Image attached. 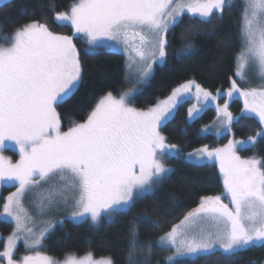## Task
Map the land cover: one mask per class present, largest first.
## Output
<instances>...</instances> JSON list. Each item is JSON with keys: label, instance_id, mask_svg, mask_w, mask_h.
Listing matches in <instances>:
<instances>
[{"label": "snow or ice", "instance_id": "snow-or-ice-1", "mask_svg": "<svg viewBox=\"0 0 264 264\" xmlns=\"http://www.w3.org/2000/svg\"><path fill=\"white\" fill-rule=\"evenodd\" d=\"M231 0H79L70 14L59 12L55 20L70 22L75 34L88 39L87 51L113 42L123 45L127 54L126 73L138 76L135 84L117 98L104 95L82 123L61 130L57 106L75 91L81 79V65L73 37L49 31L43 23L32 22L5 36L0 26V149L12 142L19 149L20 160L5 166L0 156V182H16L17 190L4 204V213L16 224L17 232H27L25 244L39 249L44 234L26 228L32 218L22 200L40 182L58 177L40 198L41 213L60 205L72 209L70 219L111 221L118 212L130 210L135 200L163 182L172 171L165 166L168 157H178L176 145L166 143L158 129L174 116V109L189 99L193 85L202 107L189 109L190 120L197 118L209 100L207 90L195 81L174 89L169 97L147 110L130 106L140 92V85L151 75L153 63L167 56V33L180 22L185 11L197 15L201 23H210L213 10L221 16ZM242 51L237 56L236 77L247 79L246 71L254 65L264 85V0H245L243 10ZM125 79H128L126 75ZM238 92L244 100L245 114H254L264 125V86L242 90L236 80L226 95ZM221 124L231 130L232 114L228 103L217 107ZM202 131H207L202 130ZM219 135V132H217ZM264 132H257L247 142H229L222 149L207 146L189 154V158L215 159L223 176L224 193L202 197L196 208L187 213L156 242V248L171 251L168 264L176 257L209 258L217 251L231 259L249 248L264 246V167L255 158L241 160L236 144H254ZM229 203H224V198ZM144 217H137L143 219ZM51 227V225H49ZM129 264H149L151 243H140L135 225L129 229ZM10 244L3 253L7 264H14ZM147 254L134 260L137 249ZM19 264H114L111 257L94 260L91 253L77 259L69 255L63 262L42 254L25 255Z\"/></svg>", "mask_w": 264, "mask_h": 264}, {"label": "trees", "instance_id": "trees-1", "mask_svg": "<svg viewBox=\"0 0 264 264\" xmlns=\"http://www.w3.org/2000/svg\"><path fill=\"white\" fill-rule=\"evenodd\" d=\"M78 1L9 0L0 5L3 35L38 22L45 24L54 34L73 37L81 65V79L73 94L57 106L62 129L84 122L99 99L108 92L118 96L128 87L125 58L121 53L103 47L89 53L84 40L73 36L70 26L55 20L56 13H67ZM243 10V1L233 0L222 16L213 13L210 23H201L200 18L183 14L180 22L167 33L166 59L155 67L147 84L132 99L133 107L147 109L187 81H195L210 92L227 89L235 74L236 58L242 50ZM187 107L188 103L180 104L174 116L161 127L166 143L176 145L183 152L204 146L223 147L231 138L244 140L260 130L258 120L241 116L232 123L230 134L219 138L200 135V128L211 123L216 113L208 108L200 117L188 122ZM241 108L238 100L230 104V111L235 116H239ZM239 155L246 159L259 158V166L264 167V136L259 137L251 148L239 151ZM167 164L173 168L168 177L152 192L137 198L130 210L116 213L111 221L102 219L97 226L88 221L66 222L44 239L43 252L54 260L91 253L93 259L111 257L114 264H129V229L135 225L140 243L153 245L149 264H166L155 241L196 208L202 197L223 192L221 176L215 165H196L182 157H171ZM0 232L4 238L11 232V226L1 222ZM146 254V248L137 249L133 259H142ZM175 264H264V246L249 248L231 259L217 251L209 258L181 259Z\"/></svg>", "mask_w": 264, "mask_h": 264}, {"label": "rangeland", "instance_id": "rangeland-1", "mask_svg": "<svg viewBox=\"0 0 264 264\" xmlns=\"http://www.w3.org/2000/svg\"><path fill=\"white\" fill-rule=\"evenodd\" d=\"M6 1H9V0H0V5L2 3L6 2ZM232 1L233 0H231V2ZM242 1L244 3V6H245V0H242ZM70 11H71V9L67 13L70 14ZM213 13H218V12H216L215 10H213ZM184 14H189L191 16H194V17H198L199 18L198 14L197 15H193V14L187 13L186 11H185ZM218 14H220V13H218ZM63 24L68 25V26L71 27V23L70 22H64ZM243 25H244V21H243V16H242L241 34H242ZM72 32H73V29H72ZM11 34H9V35H11ZM56 35H60V34H56ZM5 36H8V35H5ZM60 36H66V35H60ZM73 36L81 37L84 40L85 44H86V49L89 48L88 39H87V37L84 34H75L74 35V32H73ZM242 40H243V37H242ZM75 48H76V46H75ZM103 48H106V49H108L110 51H113V52L121 53L124 56V58H125V69H126V61H127L128 57H127V54L123 50V45L115 46L113 44V42H106L105 43V46H103ZM163 62H160L159 59H157V62L153 63L151 75H152L155 67L158 66V65H161ZM236 66H237V60H236ZM235 73H236V70H235ZM125 74L128 75V79H126L127 84H128V87H127V89L124 92L128 91L130 89V87L133 84H135L136 78L138 76V73L136 75H132L130 73H126V70H125ZM151 75H150V77H151ZM246 76H247V79L241 80L238 77H236V75L234 74V77L231 79V83H232L233 80H236L237 87L241 88L242 90H247V89H250V88H260V87L264 86V85L261 84V82L259 80V77L256 75V71H255L254 65H250L248 67V69L246 71ZM150 77L148 78L147 81H145L144 84L140 85V91L147 84V82L149 81ZM231 83H230V86L227 89H224V90H217L215 92H210V91L207 90L209 93H211L212 96L217 97V99L215 101L209 100L207 102V106L206 107H203V110L200 112V115L198 117H200L201 114L206 109H208V108H211V109H213L215 111L216 117H215V119L211 123L206 124V125H204V126H202L200 128V131H199L200 135L210 134V135H213V136L219 138V137H221V136H223L225 134H230L231 130L230 131L227 130L221 124V121H222L223 117L217 115V107L219 106V107L222 108L224 106V104L227 102L228 103V111L231 113V111H230V104L234 100L240 101L241 104H242V108H241V112H240L239 116H235V115H233L231 113L232 114V117H233V122L236 121L238 119V117H241L242 116V117H252V118H255L260 123L259 118L256 117L254 114H245L243 112V109H244V100L239 95L238 92H234L231 97H229V96L226 95L227 91L231 88ZM195 84H197V83L195 82ZM178 87H180V86H178ZM178 87H176V88H178ZM124 92H122V93H124ZM195 93H196V89H195V86L193 85V87L191 88L190 93L187 94L189 96V99H187L185 102H183V103H188L187 112H189V109H191L194 105H196L197 108H201L202 107L201 103L197 101V99L195 97ZM170 95H171V93L167 97H169ZM116 97L118 98L119 95L116 96ZM167 97L159 100L158 102L165 100ZM183 103H180V104H183ZM155 105H153L151 107H154ZM179 105H177L175 107L174 113H175L176 108ZM130 106H133L132 105V99L130 101ZM151 107H149V108H151ZM149 108H147V109H149ZM147 109H142V110H147ZM193 120L194 119L190 120L189 115H187V121L188 122H191ZM161 127L158 129V131L160 132V134H161ZM68 128L69 127H67L66 129H62V126H61V130L62 131H67ZM205 129L207 131H202V130H205ZM217 132H219V135H217ZM259 132H264V125H261L260 124V130H259ZM258 138L259 137H257V139ZM257 139H256V141H257ZM230 141L231 142H247L248 141V138L247 139H244V140L231 138ZM229 142L227 144H229ZM6 145H7V147H5L3 149H0V156H2L4 158L5 166H8L9 164L15 165L20 160V152H19V149L12 142H6ZM253 145L254 144H248V143H244L243 145L236 144L235 154L237 156H239L241 160L251 159V158H247V159L246 158H242L239 155V151L244 150V149H247V148H251ZM225 146L218 147V148H209V150L222 149ZM201 148H203V147H201ZM201 148L195 149V150L190 151V152H183V151H181V149L179 147H177V150H178V153H179L178 157H182L186 161L191 162V163L196 164V165H205V164H207V165H215L216 168L218 169L219 173H220V176H221V183H222L223 192L220 195H222L224 193V186H223V176H222V174L220 172L219 163L215 159L209 161L207 159V157L197 158V157L193 156V157L189 158V154L190 153H194L195 151H197V150H199ZM178 157H176V158H178ZM169 158H171V157L165 158L164 163H165V166L167 168L173 170V168L167 164V160ZM253 158H255V157H253ZM255 159L258 160V161H260L259 158H255ZM58 183H59L58 177H54L52 180H50L48 182H40V185L39 186L33 187L23 197V200H22L23 206H24L25 210L27 211L28 215L32 218L30 221H26L25 222V227L26 228H32L33 229V232L36 233L37 235L39 234V232L43 228H46L47 227L49 229L44 234V237L42 239L41 245L39 246V249H31V248H29L25 244V238L28 237V233L26 231L25 232H17L16 233V236L18 238L17 239H14V240H12L10 242V238H12L13 237V233L16 232V224H15V221H13L11 217H7L5 215L3 209H4V204L7 201V198L12 193H14L17 190L18 185L14 181H12V182H9V181L0 182V223L1 222H4V223H7V224H9L11 226V232L7 236H5L4 238L2 237L1 232H0V253H3L7 248H9L10 247V244H14V247H12V258H13L14 264H19L20 260L25 255H35V252L37 250H39L42 254L46 255L43 252V245H44L43 244V241L49 235L50 232H52L54 229H56L58 227H63L66 222L72 223V224L81 223V222H74L73 220L70 219V215H71L72 209L70 207H68V206H65V205H60L58 207H53L51 210H45L43 213H41L40 208L38 207L40 198L43 195H45L47 193V191L53 185H57ZM160 183L154 184L152 186L151 191H148V192L144 193L140 197L145 196L146 194L152 192ZM223 202L224 203H229V198L225 197L224 200H223ZM103 219L108 220V218H106V217L103 218ZM85 221H88L90 224H92L90 218H87ZM49 225H51V227H49ZM97 225H94V226H97ZM158 239L155 241V246H156V242L158 241ZM157 249H159V248H157ZM159 250L162 253V259L165 261L166 264H168L167 257L173 255L174 249L171 250V251L161 250V249H159ZM218 252H219V250H218ZM72 256H74V255H72ZM66 257H68V256H66ZM66 257H64L61 260H56V261L57 262H63ZM83 257H76V258L77 259H80V258H83ZM181 259H189L190 260V259H195V257H191V256H179V257H176V261L177 260H181ZM94 260H99V259H94ZM0 264H7V258H5L2 255H0Z\"/></svg>", "mask_w": 264, "mask_h": 264}]
</instances>
